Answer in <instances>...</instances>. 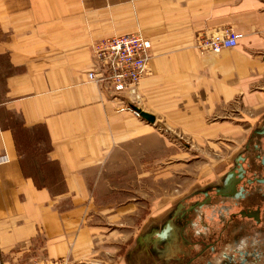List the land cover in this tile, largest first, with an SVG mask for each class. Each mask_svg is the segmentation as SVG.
Returning a JSON list of instances; mask_svg holds the SVG:
<instances>
[{"label": "crops", "instance_id": "obj_1", "mask_svg": "<svg viewBox=\"0 0 264 264\" xmlns=\"http://www.w3.org/2000/svg\"><path fill=\"white\" fill-rule=\"evenodd\" d=\"M223 30L235 48L195 49ZM134 33L147 77L120 95L90 81L91 44ZM237 101L264 115V0H0V264H162L138 240L162 219L119 257L109 166L206 143Z\"/></svg>", "mask_w": 264, "mask_h": 264}, {"label": "flooded vegetation", "instance_id": "obj_2", "mask_svg": "<svg viewBox=\"0 0 264 264\" xmlns=\"http://www.w3.org/2000/svg\"><path fill=\"white\" fill-rule=\"evenodd\" d=\"M242 148L218 182L191 191L160 221L158 233L169 230L149 240L162 264H264V118Z\"/></svg>", "mask_w": 264, "mask_h": 264}, {"label": "rangeland", "instance_id": "obj_3", "mask_svg": "<svg viewBox=\"0 0 264 264\" xmlns=\"http://www.w3.org/2000/svg\"><path fill=\"white\" fill-rule=\"evenodd\" d=\"M263 118L264 115L253 117L250 109L237 101L221 111L217 121L221 122L222 131L206 143H179L180 138L175 135V158H167V150L160 147L159 161L148 162L150 157L143 156V162L110 165L112 171L107 178L114 181V197L98 200L101 204L113 203L118 210L116 227L112 229L118 240L119 257L135 244L140 232L165 218L191 191L218 182Z\"/></svg>", "mask_w": 264, "mask_h": 264}, {"label": "built area", "instance_id": "obj_4", "mask_svg": "<svg viewBox=\"0 0 264 264\" xmlns=\"http://www.w3.org/2000/svg\"><path fill=\"white\" fill-rule=\"evenodd\" d=\"M198 52L219 53L237 46V35L230 30L209 32L195 38ZM92 68L88 78L103 86L108 85L112 92L120 95L123 91L136 87L149 74L151 43L140 34H125L106 37L90 46ZM126 106L122 110H129ZM136 116L137 113L133 112ZM7 161L0 156V164ZM22 264H66L63 260H36Z\"/></svg>", "mask_w": 264, "mask_h": 264}, {"label": "water", "instance_id": "obj_5", "mask_svg": "<svg viewBox=\"0 0 264 264\" xmlns=\"http://www.w3.org/2000/svg\"><path fill=\"white\" fill-rule=\"evenodd\" d=\"M135 111L139 114V116L144 119L145 121L149 122V123H153L154 121V118L150 115H147L143 112H141L139 109H135ZM170 228V227H169ZM168 229H165L164 232H160L158 233V229H159V226H154V227H150L148 228L144 233L140 234V236L138 237V240L142 241L146 248H147V254H149L150 256V259H154L155 261H160L161 259V250L158 249V247H156V240L153 242H151L149 239L151 236H157V238H161L163 235H165L167 233V231L169 230ZM159 240V239H157ZM151 244V245H150ZM168 249V247H167ZM147 259V262L146 264H153V262L151 261V263H149L148 261V257H146Z\"/></svg>", "mask_w": 264, "mask_h": 264}, {"label": "bare ground", "instance_id": "obj_6", "mask_svg": "<svg viewBox=\"0 0 264 264\" xmlns=\"http://www.w3.org/2000/svg\"><path fill=\"white\" fill-rule=\"evenodd\" d=\"M131 108H132V107H131ZM129 110L133 111V108H132V109H129ZM135 113H137V112H135ZM137 116H139V114H138V113H137ZM137 116H136V117H137Z\"/></svg>", "mask_w": 264, "mask_h": 264}]
</instances>
